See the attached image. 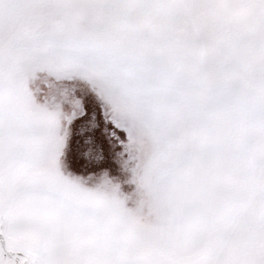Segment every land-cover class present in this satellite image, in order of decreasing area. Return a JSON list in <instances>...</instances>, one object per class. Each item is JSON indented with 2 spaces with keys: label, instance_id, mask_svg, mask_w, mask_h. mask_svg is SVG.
Segmentation results:
<instances>
[{
  "label": "snow or ice",
  "instance_id": "1",
  "mask_svg": "<svg viewBox=\"0 0 264 264\" xmlns=\"http://www.w3.org/2000/svg\"><path fill=\"white\" fill-rule=\"evenodd\" d=\"M0 264H264V0H0Z\"/></svg>",
  "mask_w": 264,
  "mask_h": 264
}]
</instances>
